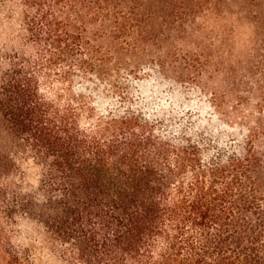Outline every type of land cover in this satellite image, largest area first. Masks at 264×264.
<instances>
[{"label":"trees","instance_id":"1","mask_svg":"<svg viewBox=\"0 0 264 264\" xmlns=\"http://www.w3.org/2000/svg\"><path fill=\"white\" fill-rule=\"evenodd\" d=\"M19 2L22 47L0 52L6 217L37 222L82 264H264V127L225 139L127 93L105 101L86 36L104 2ZM28 160L39 185L21 193Z\"/></svg>","mask_w":264,"mask_h":264},{"label":"rangeland","instance_id":"2","mask_svg":"<svg viewBox=\"0 0 264 264\" xmlns=\"http://www.w3.org/2000/svg\"><path fill=\"white\" fill-rule=\"evenodd\" d=\"M102 1L107 21L86 34L103 60L98 97L127 93L152 111L191 114L225 139L264 127V0ZM23 22L19 0L0 4V52L20 50ZM19 172L21 193L35 192L39 168L28 160ZM67 248L0 205V264H82Z\"/></svg>","mask_w":264,"mask_h":264}]
</instances>
